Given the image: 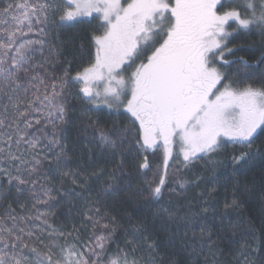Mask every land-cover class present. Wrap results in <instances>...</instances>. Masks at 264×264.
I'll return each mask as SVG.
<instances>
[{
	"label": "snow or ice",
	"instance_id": "obj_1",
	"mask_svg": "<svg viewBox=\"0 0 264 264\" xmlns=\"http://www.w3.org/2000/svg\"><path fill=\"white\" fill-rule=\"evenodd\" d=\"M86 17L100 23L88 35L87 62L78 61L82 66L75 76L64 69L57 77L44 67L46 63L55 70L63 42L53 52L55 59L33 63L45 40L23 39L27 33L47 35L49 27L52 31L75 28ZM234 34L264 38V0L240 4L236 0H6L0 5V186L6 185L8 192L13 188L30 192L34 207H53L61 200L72 204L75 197L92 203L88 197L95 191L91 211L96 219L87 213L85 218L107 230L93 236L94 246L88 248L86 258L73 245L57 240L65 234L57 232L38 208L32 216H17L10 210L7 217H0V264H139L123 251L101 261L120 224L96 204L120 194L129 203L143 200L145 207L161 206L151 228L147 221L135 227L138 236L146 238L158 229L168 234L166 243L178 247L189 261H198L205 250L215 257L220 249L213 245L233 227L232 213L241 206L239 194L245 189L237 176L257 159L264 161V42L253 49L258 57L250 62L236 55L242 49L228 46ZM80 48L83 53V43ZM257 79L258 85L249 82ZM71 87H77L76 97L84 104L103 106L115 118L110 128L99 127L97 119L81 129H93V146L118 161L115 165L99 167L91 149L85 158L71 151L59 135L71 123ZM121 119L127 126H121ZM229 146L238 149L225 165L235 187L222 208L210 203L221 176L169 180L173 166L169 161L179 162L187 171L201 161L214 169L223 163L216 157ZM157 153H162V170L144 188L133 190V170L147 175L153 167L149 156ZM53 179L60 187L51 184ZM65 181L82 191L63 189ZM202 182L207 187L197 200L185 205L173 199ZM0 198L7 199V194L0 191ZM127 218L135 217L127 213ZM147 246L156 252L159 244L153 241ZM241 255L244 264H264L261 246ZM170 264L178 262L173 259Z\"/></svg>",
	"mask_w": 264,
	"mask_h": 264
},
{
	"label": "trees",
	"instance_id": "obj_2",
	"mask_svg": "<svg viewBox=\"0 0 264 264\" xmlns=\"http://www.w3.org/2000/svg\"><path fill=\"white\" fill-rule=\"evenodd\" d=\"M6 0H0V5L5 3ZM62 2V0H61ZM243 3V0L237 2V4ZM243 11V9H240ZM85 23L77 25L75 28L57 29L56 31L47 28L46 42L50 49L55 51V48L63 42V52L59 56V64L63 69H67L69 76H75L76 72L81 69V63L78 61H86L87 49L89 47L87 38L90 32L95 30V27L100 22L98 20L90 19L85 20ZM87 21H91L90 23ZM231 31V29H229ZM264 42L259 34H234L229 38L228 46L234 49H242L236 53L237 56H242L245 59L253 62L258 53L253 49L260 47ZM84 44V52H81L80 45ZM52 59H55L51 54ZM227 59H232L231 56L226 55ZM71 62L69 65L68 62ZM234 79H240L235 77ZM255 85L259 84V80L249 81ZM240 86H244L241 84ZM85 104L80 105L78 102H74L70 107L69 118L71 123L65 128V131L61 133V137L64 142L69 146V149L77 154L83 155L87 158V154L91 149L93 159L96 160L99 167H110L118 163L106 158V155L98 147H94L91 142V134L93 129L87 128V131H81L90 121L100 120L98 125L101 128H110L112 120L109 112L106 110H96ZM121 126H127L128 122L121 119L119 121ZM234 151L232 146H229L222 150L217 160L223 161L222 164L217 165L214 169L209 168L204 161L197 164L195 169L187 171L181 168L180 164L176 166L181 170L184 179H192L196 175L204 176L205 178L212 177L214 175L221 176L222 183L215 186V190L211 191L210 203L216 205L217 208H222L225 198H231L233 188V178L226 176V173L231 169L226 168L225 165L229 164L227 159ZM126 163L128 161L126 160ZM237 179L240 181V186L245 189L240 192L239 198L241 200V206L235 212L232 213L231 223L233 227L226 229L223 239H217L213 248H219L215 257L208 251L200 256L198 261H189L187 256L178 248L166 243L168 240V234L154 230V234H149L145 238L144 236H138L134 229L136 226L145 223H149L151 228V222L154 215L160 211L161 206L157 204L155 207H145L144 201L140 200L139 203L133 204L127 201V197L124 194H120L114 198L103 197L99 203L96 204L100 208L101 213H107L108 215L115 216L119 221L120 227L116 229L114 233V240L111 246L108 248L106 258L108 259L113 253L117 254L121 251L129 254V258L135 257L139 264H147L151 261V264H170L171 260H176L178 264H244V257L241 255L243 252H248L252 248L261 246L262 252H264V200L261 199L264 196V161L257 159L253 165L243 174L238 175ZM149 181L147 175L137 174L133 170L132 172V189L137 187L144 188L145 182ZM51 184L54 187H60V182L53 179ZM5 185H2L3 188ZM94 188H98V185H93ZM207 185L202 182L199 187H191L185 193L183 197H177L174 200H178L185 205L189 200H197L199 193L203 192ZM76 188V190L82 191L79 185H73L69 181H65L63 189ZM62 189V191H63ZM20 193V192H19ZM18 193V195H19ZM57 195V194H56ZM59 198V197H58ZM88 200L92 203H87L85 200L75 197L74 202L69 204L66 200H61L54 210V227L58 228L64 235V243L75 242L79 246L85 245L89 241L90 225L85 218L87 215L93 214L92 204L96 202L97 195L93 191L88 197ZM27 196H12L9 195L4 201V208L7 211L12 209L17 211H24L26 208ZM135 209V211H133ZM231 211V209L229 210ZM127 213H132L134 219L129 221ZM211 216V211L209 212ZM243 220V223L237 225V221ZM107 222L106 218L104 220ZM210 223H212L210 221ZM219 232V221L215 222ZM89 225V226H88ZM249 228L252 229L249 233ZM69 233L71 235H69ZM192 233L189 232V236ZM199 232L196 233L197 239H199ZM180 236L175 238V243L178 245ZM153 241L159 244L156 252H151L148 249V244ZM135 248V251H131ZM155 258V259H154ZM252 259V257H249Z\"/></svg>",
	"mask_w": 264,
	"mask_h": 264
},
{
	"label": "rangeland",
	"instance_id": "obj_3",
	"mask_svg": "<svg viewBox=\"0 0 264 264\" xmlns=\"http://www.w3.org/2000/svg\"><path fill=\"white\" fill-rule=\"evenodd\" d=\"M239 1L240 0H236V3L239 2ZM84 19L85 20H90V19H93V18L86 17ZM46 31H47V28L45 29V32ZM27 38H31L33 40H36V39H44L45 40V45L43 47V51L42 52H37V54H36V56L34 58L33 63L41 64V63H44L45 60H53L52 57H51V54H53V50L50 49L49 45L46 42L45 33H40L39 31L29 32V33H27V35L25 37H23V39H27ZM44 67H45V69H47V71L50 74H52L54 76H57V77L63 76V70L64 69L59 64H55L54 65V68H55L54 71H53V68L50 67L46 63H44ZM41 74H43V73H41ZM77 87H71L69 89V91H70V93L72 95L68 98V107H70L74 102H78V104H80V105H83L84 104L81 100H79L76 97ZM85 105L88 106V107H90V108H95V107H93L91 105H87V104H85ZM96 110H106V111L109 112V110L107 108L103 107V106H101L100 108H96ZM68 116H69V113H68ZM43 124H44V121L41 120V126H43ZM66 126H64V127L66 128ZM50 129H51V126H48V130H50ZM31 131H37V129L36 128H33V129H31ZM149 162H150V164L153 165L152 171L151 172H148V174H147V176L149 178V181H151V180L155 179V174L157 173V171L158 170H162V153H157L155 155H150L149 156ZM169 164L170 165H173L172 168H170V170H169V180L170 181H174L175 179L183 178V175L181 173V170L176 171L175 176L172 175V172L175 169H179L176 166L177 164H179V162L173 164L172 161H169ZM41 183H44L46 187L48 186V182L41 181ZM0 191L5 192V194H7V197L9 195H12V196H15L16 195L18 197H21V196H24L25 197V196H27V201H26L27 203H26V208H25L24 211H17V210L12 209V210H14V213L17 216H32V215H34L36 213V209L38 208L40 212L45 213V215L47 217V220H48V223L54 229H56L57 232H61L58 228H55L54 227V210L56 209V207H57L58 204L55 205V206H53V207H46L44 205L37 204L34 207L33 205L35 204V201L33 200L30 192H28V191H22L18 195V192L14 188L11 189L10 192H8L6 185L3 188L0 186ZM178 191H179V189H178ZM53 194L56 195L55 192ZM176 198L177 197H174L173 199H176ZM4 201H5L4 198H0V217H7L8 213H9V211H7L3 207L4 206ZM89 216H92L94 220L96 219V216L93 215V214H90ZM35 223H40V222L39 221H35ZM89 225H90V234H89L90 237H89V241L85 245L79 246V245L75 244V242H73V243L72 242L66 243V244L73 245L78 252L84 253V255H85L86 258L89 255L88 248L94 246V241L92 239L93 236L94 235H99V234H107V230L104 229L103 227H101L100 225H96L95 227L91 223H89ZM114 238L115 237H114V234H113L112 239L109 240V241H107L106 248L104 250V255L101 257V261L106 262L108 259H111V258H113L116 255L115 253H113L111 256L108 257L107 260H105L107 251L109 250L108 248L111 246ZM44 239H45V242L47 243L49 237L47 236L46 233L44 234ZM64 239H65L64 237L63 238H61L59 236L57 237V240H63L64 241Z\"/></svg>",
	"mask_w": 264,
	"mask_h": 264
}]
</instances>
